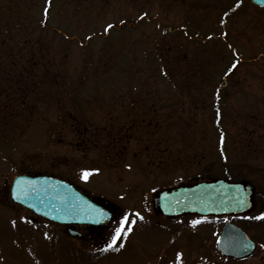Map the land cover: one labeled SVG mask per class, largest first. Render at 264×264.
Instances as JSON below:
<instances>
[{
	"label": "rangeland",
	"instance_id": "obj_1",
	"mask_svg": "<svg viewBox=\"0 0 264 264\" xmlns=\"http://www.w3.org/2000/svg\"><path fill=\"white\" fill-rule=\"evenodd\" d=\"M24 173L116 206L106 235L127 216L123 247L101 251L15 203ZM214 178L257 188L256 211L234 219L258 241L248 259L216 249L224 219L154 207L159 191ZM261 213L264 6L0 0V264H264Z\"/></svg>",
	"mask_w": 264,
	"mask_h": 264
},
{
	"label": "water",
	"instance_id": "obj_2",
	"mask_svg": "<svg viewBox=\"0 0 264 264\" xmlns=\"http://www.w3.org/2000/svg\"><path fill=\"white\" fill-rule=\"evenodd\" d=\"M263 6L262 0H252ZM15 203L39 216L59 224L106 225L111 213L74 185L49 175L20 174L11 184ZM256 189L247 182L213 179L166 189L154 196L155 209L172 218L184 215L228 217L216 241V248L225 257L245 260L256 249V241L232 216L250 214L256 209ZM73 235H79L71 231Z\"/></svg>",
	"mask_w": 264,
	"mask_h": 264
},
{
	"label": "flooded vegetation",
	"instance_id": "obj_3",
	"mask_svg": "<svg viewBox=\"0 0 264 264\" xmlns=\"http://www.w3.org/2000/svg\"><path fill=\"white\" fill-rule=\"evenodd\" d=\"M80 190L88 193L81 187L77 186ZM89 194V193H88ZM92 196V199L101 204L102 206L108 208L113 212V217L114 219L117 218L118 216L116 215V206L111 205L110 203H107L106 201L96 198L93 195L89 194ZM235 218H233L234 221ZM103 225V226H94V225H77V224H69V225H64V230L70 235V237H73L75 240L79 241H91L94 244H104V246L101 247L103 249L106 246V243L109 241L108 235H106V231L108 230V226ZM71 231H77L79 235L77 236H72L70 234Z\"/></svg>",
	"mask_w": 264,
	"mask_h": 264
},
{
	"label": "snow or ice",
	"instance_id": "obj_4",
	"mask_svg": "<svg viewBox=\"0 0 264 264\" xmlns=\"http://www.w3.org/2000/svg\"><path fill=\"white\" fill-rule=\"evenodd\" d=\"M262 2H264V0H262ZM112 25H108L107 28L105 29V31H107L108 29L112 28ZM236 68V64H232L231 68L228 69V73L232 72L233 69ZM228 73H225V75H227ZM90 175L89 172L85 171L82 173L81 178L84 180L88 179V176ZM252 219H256V220H262L264 219V213H261L258 216L252 217ZM125 221H128V217L125 216L124 219L121 221V227H118L114 234L111 236V239L106 243V246L101 249V251H108L109 249H112L113 247H116V250L118 251L119 248L123 247L122 243L118 244V241H120L122 239V237L127 235V232L131 231V227L129 226L127 228V231H124V225H125ZM131 223H135V221H132ZM193 225L199 223V221H193L192 222ZM261 247H264V245H261Z\"/></svg>",
	"mask_w": 264,
	"mask_h": 264
}]
</instances>
